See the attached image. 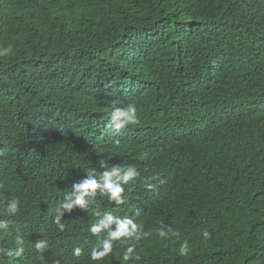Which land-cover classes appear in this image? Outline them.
Instances as JSON below:
<instances>
[{
	"label": "trees",
	"instance_id": "trees-1",
	"mask_svg": "<svg viewBox=\"0 0 264 264\" xmlns=\"http://www.w3.org/2000/svg\"><path fill=\"white\" fill-rule=\"evenodd\" d=\"M0 264H264V0H0Z\"/></svg>",
	"mask_w": 264,
	"mask_h": 264
},
{
	"label": "clouds",
	"instance_id": "clouds-1",
	"mask_svg": "<svg viewBox=\"0 0 264 264\" xmlns=\"http://www.w3.org/2000/svg\"><path fill=\"white\" fill-rule=\"evenodd\" d=\"M107 224H109L110 222H111V220H112V218H111V216H107V217H104V219H103ZM158 228L157 227H155V228H152V229H147V230H145V231H156ZM146 232V234H149V233H147Z\"/></svg>",
	"mask_w": 264,
	"mask_h": 264
},
{
	"label": "rangeland",
	"instance_id": "rangeland-1",
	"mask_svg": "<svg viewBox=\"0 0 264 264\" xmlns=\"http://www.w3.org/2000/svg\"><path fill=\"white\" fill-rule=\"evenodd\" d=\"M157 231H158V232L161 231V228H158V229L156 230V232H157Z\"/></svg>",
	"mask_w": 264,
	"mask_h": 264
}]
</instances>
